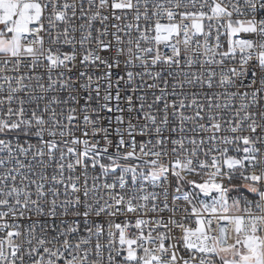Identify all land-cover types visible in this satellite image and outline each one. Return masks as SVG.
<instances>
[{
	"label": "snow or ice",
	"instance_id": "obj_1",
	"mask_svg": "<svg viewBox=\"0 0 264 264\" xmlns=\"http://www.w3.org/2000/svg\"><path fill=\"white\" fill-rule=\"evenodd\" d=\"M0 264H264V0H0Z\"/></svg>",
	"mask_w": 264,
	"mask_h": 264
}]
</instances>
